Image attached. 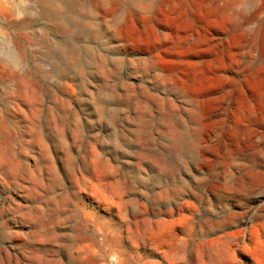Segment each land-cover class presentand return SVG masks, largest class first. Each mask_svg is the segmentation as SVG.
I'll return each mask as SVG.
<instances>
[{
	"label": "rangeland",
	"instance_id": "1",
	"mask_svg": "<svg viewBox=\"0 0 264 264\" xmlns=\"http://www.w3.org/2000/svg\"><path fill=\"white\" fill-rule=\"evenodd\" d=\"M124 1L0 0V264H264V0Z\"/></svg>",
	"mask_w": 264,
	"mask_h": 264
},
{
	"label": "bare ground",
	"instance_id": "2",
	"mask_svg": "<svg viewBox=\"0 0 264 264\" xmlns=\"http://www.w3.org/2000/svg\"><path fill=\"white\" fill-rule=\"evenodd\" d=\"M78 2L77 3H80V4H82V5H84V7H85V4H83V2H82V0H77ZM84 1V0H83ZM130 1H132V0H125L124 2L126 3V5H128L129 4V2ZM86 2V1H85ZM102 2V1H101ZM100 2V3H101ZM44 3L46 4L47 3V1H44ZM96 3V2H95ZM91 5V4H90ZM120 5H121V3H120ZM131 6V5H130ZM85 17H87L86 15H85ZM79 18V17H78ZM69 20V19H68ZM69 21H71V20H69ZM69 23V22H68ZM70 25V24H69ZM82 25V24H81ZM75 26V25H74ZM73 26V27H74ZM72 27V28H73ZM85 27V25L83 26V28ZM86 28H84V30H85ZM76 36H78V35H76Z\"/></svg>",
	"mask_w": 264,
	"mask_h": 264
}]
</instances>
